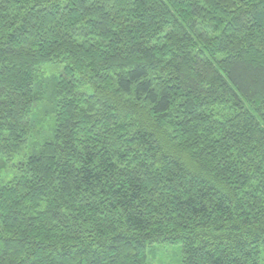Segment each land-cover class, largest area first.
Segmentation results:
<instances>
[{
	"label": "trees",
	"instance_id": "1",
	"mask_svg": "<svg viewBox=\"0 0 264 264\" xmlns=\"http://www.w3.org/2000/svg\"><path fill=\"white\" fill-rule=\"evenodd\" d=\"M155 246L262 264L264 0H0V264Z\"/></svg>",
	"mask_w": 264,
	"mask_h": 264
},
{
	"label": "rangeland",
	"instance_id": "2",
	"mask_svg": "<svg viewBox=\"0 0 264 264\" xmlns=\"http://www.w3.org/2000/svg\"><path fill=\"white\" fill-rule=\"evenodd\" d=\"M178 249L177 247L163 248V247L155 246L154 248L155 253H153L149 257L148 264H178V262H180L178 260H180L181 258V254L180 253L177 254L176 253L177 251L175 252V250H178ZM178 252H180V250H178ZM262 264H264V250H263V255H262Z\"/></svg>",
	"mask_w": 264,
	"mask_h": 264
}]
</instances>
